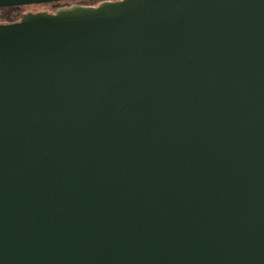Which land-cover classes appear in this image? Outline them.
<instances>
[{"label": "water", "instance_id": "1", "mask_svg": "<svg viewBox=\"0 0 264 264\" xmlns=\"http://www.w3.org/2000/svg\"><path fill=\"white\" fill-rule=\"evenodd\" d=\"M0 264H264V0L0 25Z\"/></svg>", "mask_w": 264, "mask_h": 264}, {"label": "trees", "instance_id": "2", "mask_svg": "<svg viewBox=\"0 0 264 264\" xmlns=\"http://www.w3.org/2000/svg\"><path fill=\"white\" fill-rule=\"evenodd\" d=\"M80 1V0H78ZM86 2H90V4L96 6L99 5L101 2L104 1H111V0H85ZM116 1V0H114ZM72 2V1H69ZM69 2H57V3H51V4H44V5H52L54 7H61L64 4H68ZM43 6V5H39ZM30 7H36V6H29V7H12V8H4L0 9V25H12L16 24L21 21L22 17L26 14H36L33 12H25Z\"/></svg>", "mask_w": 264, "mask_h": 264}, {"label": "rangeland", "instance_id": "3", "mask_svg": "<svg viewBox=\"0 0 264 264\" xmlns=\"http://www.w3.org/2000/svg\"><path fill=\"white\" fill-rule=\"evenodd\" d=\"M111 1H114V0H111ZM96 4L95 5H92V4H90V2H86L85 0H80V1H72V2H69L68 4H64L61 7H69L71 5L96 6ZM61 7H58L57 8V7H54L52 5H43V6L30 7L25 12H33V13H36V12H48V13H53L57 9H59Z\"/></svg>", "mask_w": 264, "mask_h": 264}]
</instances>
